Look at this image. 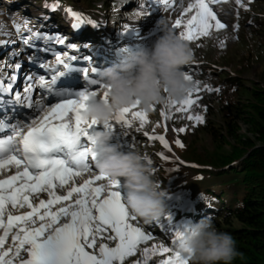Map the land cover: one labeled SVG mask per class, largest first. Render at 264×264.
I'll return each mask as SVG.
<instances>
[{"label": "rangeland", "instance_id": "obj_1", "mask_svg": "<svg viewBox=\"0 0 264 264\" xmlns=\"http://www.w3.org/2000/svg\"><path fill=\"white\" fill-rule=\"evenodd\" d=\"M175 2L176 0H174ZM72 3L82 7L84 9L82 14L87 16L84 19L79 13L85 21L79 28L81 34L77 33L78 29H72L70 26L76 22L68 11V9L74 8V5L68 4L70 7H66L67 3L57 0H39L37 3L23 4L25 6L32 4V8H28V12L32 16H29L30 22L33 21L32 24H38L43 29L47 28L49 35L46 36L43 29L34 30L32 24H30V29L17 30L15 23L21 17L15 18L14 11L7 10L6 6L9 4V0H0V7L4 8V10L0 9L3 16L0 20V26H2L0 35L1 41L4 42L0 44V60L8 58L4 68H0V80L6 87L8 83L12 82L10 78L15 76L13 93L19 90L21 95H24L23 89L28 83L26 77L31 73L37 72L45 79H50L58 71L65 72L66 70L68 72L63 66L56 64L55 56L58 53L62 58L75 55L76 61L66 59V63L73 65L75 69L87 67L90 76L95 77L91 71L95 67L92 61L95 60L94 57H97L98 63H101L105 60L104 56H109L114 51H120L116 59L118 63L126 51L132 50L134 47L138 49L143 46H151L160 34L157 21L162 16L169 19L174 15L175 7L173 3L171 8L165 10L164 6L154 5L150 3V0H73ZM185 5L186 3L181 5L183 12H185ZM212 7L217 13L218 19L227 27L218 31L213 29L209 37L188 42L193 49L194 59L183 66L184 73L193 77L192 89H199L198 92H193V99H196L197 103L188 112H176L173 108H166L167 103L155 105V109L147 111L148 123L143 128H140L139 120H134L131 128L117 124L112 131L100 124L94 129V132L96 130L112 131L114 133L113 143L123 144L121 146L123 151H139L151 167L152 175L158 186L166 193V211L162 217L153 222H145L141 218L134 222V226H138L146 234L152 235L153 240L141 245L136 255L126 258L125 264H137L138 261L142 264L145 259L143 253L145 247L152 248L154 245L160 244L173 246L171 241L174 233L167 225L173 224L176 219H179L181 207L184 208L192 203L189 196L190 190L187 187L188 182L192 179L196 180L198 177L202 178V173L197 172L199 165L194 163L198 160H193L191 157L214 158L217 154L224 155L223 153L231 152L233 145L238 144L240 139L258 136L243 118L232 120L231 117H234L232 113L235 112V109L237 112L241 110L242 112L239 113L243 114L247 105L256 100L257 91L264 89V0H241V4H237L236 0H225V2L217 3ZM57 12H61L62 15L60 13L61 16H57ZM110 13L115 25L112 21L111 26L107 28L109 24L106 23L102 30L112 35V30L115 29L119 37L115 41H111L110 48H108L106 45L109 41L101 31H97L98 37H92L94 34L92 29L87 30L85 26L94 24L103 18H107L106 20L109 21ZM87 21L94 23H87ZM174 23L170 26L173 27ZM174 30L179 34L180 29ZM56 35L64 38L65 44L57 43ZM127 37H131L132 41L127 42ZM78 39L84 41L81 46L76 44ZM25 40H28L29 43L26 44ZM92 41H99V46L93 48L94 42ZM72 44L76 45L75 49L69 47ZM11 52L13 53L10 54ZM85 56L92 57L91 62L81 59ZM17 64L21 66L19 69L16 68ZM41 65L49 67L42 68ZM5 71L8 73L5 74ZM67 74L57 81L55 88L59 90H65L67 86L73 88L71 84H68V81L74 80L82 86L81 90H83L85 81L82 71H72ZM208 87H211L213 91H208ZM74 88L76 89V87ZM215 89H219V91L217 92ZM3 96L5 97V95ZM32 96L33 100L42 99L48 106L59 102L58 97L41 91L38 83ZM227 105L232 106L229 108ZM19 108L23 111L22 113H26V107L19 105ZM28 111L30 114H27V117L33 114L32 109ZM164 112L168 113L167 120L162 115ZM188 115L203 116V122L188 120ZM129 118L131 119V117ZM227 119L231 120L228 122ZM157 124L160 126L157 127ZM182 127L186 129L185 132L176 131ZM145 132L149 135H164L171 150L166 149L159 141L145 137ZM214 133H216V138ZM219 133L220 136L217 135ZM177 139L183 143L184 147L176 144ZM160 153H164L168 159L165 160L159 155ZM12 173H15V169H11L4 176ZM94 174H98L97 169H94ZM84 178H89L87 173L84 174ZM165 181H168L167 185H165ZM82 182L78 178L77 184ZM103 183H107V181H103ZM120 191L125 200L127 192L122 181ZM57 194L66 193L63 190H58ZM39 198L47 200L49 197L46 193H41ZM36 202L38 203V200ZM21 211H27V209ZM169 233L172 234L169 235ZM0 235H2V230H0ZM99 242L98 240V244ZM104 242L115 246L113 241L104 240ZM11 245L10 236L5 247ZM169 255L168 253L157 254L151 258L150 262L159 264L161 259L167 258Z\"/></svg>", "mask_w": 264, "mask_h": 264}, {"label": "snow or ice", "instance_id": "obj_2", "mask_svg": "<svg viewBox=\"0 0 264 264\" xmlns=\"http://www.w3.org/2000/svg\"><path fill=\"white\" fill-rule=\"evenodd\" d=\"M220 2L225 0H192L184 10L189 15L177 19L173 28H182L179 35L187 42L209 37L213 29H226L227 26L218 19L212 7ZM236 2L241 4V0ZM150 3L162 5L167 10L174 0H150ZM68 11L76 21L73 27L79 29L85 21L71 9ZM19 28L17 26V30ZM55 39L57 43L65 44L64 38ZM24 42L29 43L28 40ZM3 43L0 41V44ZM69 47L75 49L76 45ZM66 59L76 61L77 57L55 56L56 64L68 72L82 71L85 86L77 92L56 89L57 81L67 74L63 71H58L47 80L40 76L38 86L48 95L59 98V102L51 106L45 105L42 99L33 100L37 83L31 76L26 77L28 83L23 89V96L18 91L13 93L15 76L10 78L12 82L6 87L0 80V96L8 94L12 98L9 102L33 110L26 122L8 123L7 116L0 118V134L10 133L0 136V264H125L126 258L136 255L141 245L153 240L152 235L134 226L138 217L130 212L125 203L120 191L121 181L100 173L94 174L96 152L92 135L100 124L95 119H88L85 114L90 99L106 88L98 78L99 69L96 66L91 69L96 74L92 77L87 67L75 69L66 63ZM81 59L91 62L92 57ZM20 67L16 65L17 69ZM185 78L193 80L188 73H185ZM207 90L213 91L211 87ZM194 91L199 89H191L181 102L169 97L166 108L188 112L197 103L193 99ZM104 99L108 100L106 92ZM5 103L0 99V110ZM162 115L167 120L168 113ZM187 118L203 122L200 115H188ZM134 120L140 121V128L148 123V113L140 107L139 100L129 107L116 109L112 119L104 122V126L112 131L117 124L131 128ZM176 131L183 133L186 129L182 127ZM144 135L171 150L164 135H149L147 132ZM176 144L184 147L179 139ZM159 155L168 159L164 153ZM11 169H15V173L4 178V174ZM85 173L89 178H84ZM78 178L83 182L77 184ZM58 190L66 194H57ZM41 193H46L49 198H39ZM24 209L27 211L22 212ZM185 229L175 232L172 247L164 244L145 247L142 264H150L153 256L165 253L170 255L161 259L159 264H189V259L182 255L179 247ZM10 236L12 245L5 247ZM104 240L115 242V246Z\"/></svg>", "mask_w": 264, "mask_h": 264}, {"label": "clouds", "instance_id": "obj_3", "mask_svg": "<svg viewBox=\"0 0 264 264\" xmlns=\"http://www.w3.org/2000/svg\"><path fill=\"white\" fill-rule=\"evenodd\" d=\"M170 24L162 16L157 21L160 34L151 46L128 50L118 63L99 72L106 88L90 99L85 114L88 119L104 125L116 109L137 100L143 110L151 111L154 105L168 103L169 97L177 102L186 98L193 84L185 78L183 66L193 61L194 52ZM113 138L110 130H96L92 135L98 173L122 181L131 213L145 222L156 221L166 211L165 190L158 186L140 152L123 151L120 144L112 143ZM179 247L189 264H232L238 255L233 236L218 230L211 217L189 223Z\"/></svg>", "mask_w": 264, "mask_h": 264}, {"label": "trees", "instance_id": "obj_4", "mask_svg": "<svg viewBox=\"0 0 264 264\" xmlns=\"http://www.w3.org/2000/svg\"><path fill=\"white\" fill-rule=\"evenodd\" d=\"M38 1L9 0V6L6 7H8V11H14L15 18L21 17L20 20H22L31 16L28 8H32V4L28 6L23 4L37 3ZM57 1L67 3L66 7L74 5V8L70 9L83 13L84 9L72 3L73 0ZM40 4L42 5L41 1ZM0 9L4 10L3 6ZM60 13L57 12L56 15L61 16L62 13L61 15ZM110 15L107 28L111 26L110 23L113 21L112 14L110 13ZM1 18L3 16L0 11V20ZM20 20L15 23L17 26L20 25ZM90 28L94 33L92 37H98L97 31L93 27ZM46 29L44 32L49 35ZM100 31L109 41L106 45L108 48H110V42L119 37L115 29L112 30L113 36L107 34L105 30ZM126 39L127 42L132 41L131 37ZM82 42L84 41L78 39L76 44L81 46ZM96 42L100 43L99 41ZM102 45L105 47L104 44ZM7 62V57L0 60V68H4ZM227 106L231 108L232 105ZM239 112L242 111L238 110L237 112L235 109V112L232 113L234 117L231 119L243 118L258 136L240 139L238 144L233 145L231 152L223 153L225 156L217 154L214 158L208 156L191 157L193 160H198L194 163L199 165L197 172L202 173V178L192 179L188 182L187 187L190 190L189 196L192 203L184 208L181 207L179 219L167 226L173 231L174 234L169 233V235L172 234V239H174L177 230H182L189 223L211 217L214 219L216 228L230 233L236 242L238 255L232 264H264V89L257 91L256 100L247 105L243 114ZM231 119H227L228 122ZM213 135L216 138V133ZM217 135L220 136L221 134ZM167 184L168 181H165V185Z\"/></svg>", "mask_w": 264, "mask_h": 264}, {"label": "bare ground", "instance_id": "obj_5", "mask_svg": "<svg viewBox=\"0 0 264 264\" xmlns=\"http://www.w3.org/2000/svg\"><path fill=\"white\" fill-rule=\"evenodd\" d=\"M192 2V0H176V2L174 3L175 5V7H174V9H173V11H174V15H172L171 17H169V21H171V24L173 23V22H175L177 19H182V18H186V16L187 15H189V14H186L185 12H183V10L181 9V5H183L184 3H186V5H185V8H184V10L186 9V7H187V5H189L190 3ZM180 7V8H179ZM182 29H180L179 31H181ZM29 76H31L32 78H33V81H34V83L36 82V83H38V79H39V77L41 76L39 73H37V72H34V73H31V74H29ZM47 80V79H46ZM77 86H79V84H77ZM41 89V91H45L44 89H42V88H40ZM70 91V90H69ZM72 92H77V91H79L78 89H75V90H71ZM17 92V91H16ZM18 92H19V90H18ZM29 109L27 108V111H26V113L24 112V113H20V118H19V120H17V121H24L25 119H26V116H27V114H30L29 113V111H28ZM25 122V121H24ZM152 135V134H151ZM112 143H113V140H112ZM121 146H123V144H120Z\"/></svg>", "mask_w": 264, "mask_h": 264}]
</instances>
